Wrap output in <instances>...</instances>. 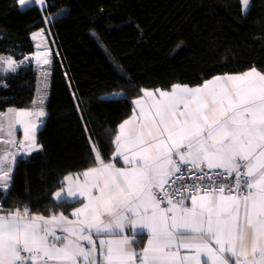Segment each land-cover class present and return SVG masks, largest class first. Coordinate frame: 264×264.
Segmentation results:
<instances>
[{
  "label": "crops",
  "instance_id": "1",
  "mask_svg": "<svg viewBox=\"0 0 264 264\" xmlns=\"http://www.w3.org/2000/svg\"><path fill=\"white\" fill-rule=\"evenodd\" d=\"M17 4L36 50L23 61L34 59L37 80L29 109L1 111L17 114L15 126L0 125V174L8 185L15 161L40 148L51 73L46 65L40 85L37 55L52 39L47 2ZM173 154L230 174L243 164L249 188L242 197L199 192L163 206L153 191L173 174ZM95 155V164L66 174L55 194L56 201L80 200V207L0 215V264H17L23 252L35 264H264V71L144 89L118 125L112 158Z\"/></svg>",
  "mask_w": 264,
  "mask_h": 264
},
{
  "label": "trees",
  "instance_id": "2",
  "mask_svg": "<svg viewBox=\"0 0 264 264\" xmlns=\"http://www.w3.org/2000/svg\"><path fill=\"white\" fill-rule=\"evenodd\" d=\"M46 2L57 55L40 148L15 161L7 189H0V215L80 207V200H55L63 177L95 164V150L103 161L112 158L118 125L144 89L264 71V0H249L246 11L241 0ZM35 51L17 0H0V53L21 61L0 76V112L31 107L37 74L23 59Z\"/></svg>",
  "mask_w": 264,
  "mask_h": 264
},
{
  "label": "built area",
  "instance_id": "3",
  "mask_svg": "<svg viewBox=\"0 0 264 264\" xmlns=\"http://www.w3.org/2000/svg\"><path fill=\"white\" fill-rule=\"evenodd\" d=\"M21 61L15 60L9 53H0V76L12 71ZM4 84V81L1 82ZM175 170L162 189H155L153 197L163 206L169 200L184 204L199 192H218L227 196L242 197L248 190V176L241 164L236 173L223 169L209 168L205 162L189 164L181 161L175 154L172 156ZM17 264H35L32 255L23 252Z\"/></svg>",
  "mask_w": 264,
  "mask_h": 264
},
{
  "label": "rangeland",
  "instance_id": "4",
  "mask_svg": "<svg viewBox=\"0 0 264 264\" xmlns=\"http://www.w3.org/2000/svg\"><path fill=\"white\" fill-rule=\"evenodd\" d=\"M241 3H242V10L246 11V9L248 7V4H249V0H241ZM41 49H42L41 54L37 55L38 58H40V61H41L39 63L42 65V68H43L42 71L39 74V76H40V80H39L40 85L43 82V80H42L44 78L43 75L46 73V69L44 70V67L46 65H51V68H52V59H53V57L55 55V49H54L53 40L52 39L44 40ZM28 60L31 61V60H34V59H28ZM32 64H34V63H32ZM40 67L41 66H39V70H40ZM115 95H117V94H113V96H115ZM14 110L15 109H12V110H9V111L4 112V113L0 112V125L1 126L4 127V126H15L16 125V123H17V114L15 113ZM18 110H20V109H18ZM20 112L22 114H26L27 111L22 110ZM95 151H97V150H95ZM0 175H1L0 176V189L6 190L7 189V185H8L7 184L8 181H6V175H5V173H1ZM9 179H10V176H9Z\"/></svg>",
  "mask_w": 264,
  "mask_h": 264
}]
</instances>
